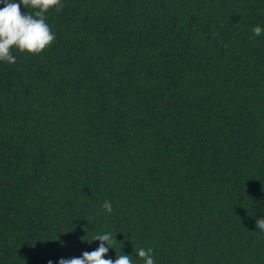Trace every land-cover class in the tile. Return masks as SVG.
I'll list each match as a JSON object with an SVG mask.
<instances>
[{
  "label": "trees",
  "instance_id": "trees-1",
  "mask_svg": "<svg viewBox=\"0 0 264 264\" xmlns=\"http://www.w3.org/2000/svg\"><path fill=\"white\" fill-rule=\"evenodd\" d=\"M62 3L0 61V264H264V0Z\"/></svg>",
  "mask_w": 264,
  "mask_h": 264
},
{
  "label": "clouds",
  "instance_id": "clouds-1",
  "mask_svg": "<svg viewBox=\"0 0 264 264\" xmlns=\"http://www.w3.org/2000/svg\"><path fill=\"white\" fill-rule=\"evenodd\" d=\"M0 4L4 5L0 8V61L15 64L16 56L10 51L13 47L21 52L40 54L56 39L55 32L47 23L46 13L53 8L57 12L61 11L64 7L62 0H0ZM21 4L26 9L31 7L36 11L22 14ZM252 31L255 36H260L264 29L257 25ZM102 208L109 214L113 211L112 203L108 200H105ZM256 228L264 231V218L256 220ZM87 241L101 243L95 250L85 251L80 257L61 258L59 264H134L133 257L125 254L118 253L115 260L104 258L117 242L112 232L96 234ZM135 252L143 259L144 264H156L152 248L141 247L135 249Z\"/></svg>",
  "mask_w": 264,
  "mask_h": 264
}]
</instances>
